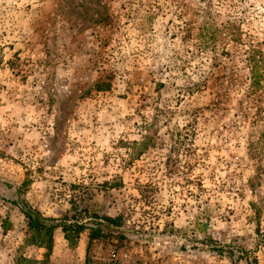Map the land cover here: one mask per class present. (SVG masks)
<instances>
[{
  "label": "rangeland",
  "instance_id": "obj_1",
  "mask_svg": "<svg viewBox=\"0 0 264 264\" xmlns=\"http://www.w3.org/2000/svg\"><path fill=\"white\" fill-rule=\"evenodd\" d=\"M260 55L264 0H0V264H264Z\"/></svg>",
  "mask_w": 264,
  "mask_h": 264
},
{
  "label": "trees",
  "instance_id": "obj_2",
  "mask_svg": "<svg viewBox=\"0 0 264 264\" xmlns=\"http://www.w3.org/2000/svg\"><path fill=\"white\" fill-rule=\"evenodd\" d=\"M256 55L257 51H252ZM260 54H262L260 52ZM261 60H258L256 57L252 58L251 69L253 74V84L255 87L261 85V81L264 79V55H260ZM263 60V61H262ZM23 214L27 221V226L29 228V236L27 237L26 243L30 245H38L47 249V257H50L53 250L54 243V233L57 230V224H54V220H49L44 218L40 212L32 209L30 206L26 205L23 210ZM121 217L105 218L107 224L111 226H120ZM98 225V224H97ZM103 225L98 227H86L84 224L79 222L72 224L62 225L64 232L74 231L76 233H82L85 230H89V238L93 240H107L110 237V234L106 233L102 229Z\"/></svg>",
  "mask_w": 264,
  "mask_h": 264
}]
</instances>
